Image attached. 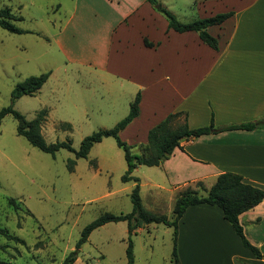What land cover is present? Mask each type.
Here are the masks:
<instances>
[{
  "label": "crops",
  "instance_id": "0c3cea01",
  "mask_svg": "<svg viewBox=\"0 0 264 264\" xmlns=\"http://www.w3.org/2000/svg\"><path fill=\"white\" fill-rule=\"evenodd\" d=\"M157 1L181 23L231 12L206 29L218 49L203 44L193 31L168 29L166 19L146 0H74L53 36L69 68L96 75L106 96L100 100L121 99L116 121L140 93L138 115L120 131V139L146 144L148 131L178 111L187 114L190 128L208 126L211 119L222 128L263 118L264 0ZM180 146L151 167L158 168L176 196L187 188L205 196L224 172L264 190V129L221 131ZM238 222L247 241L264 253V199L240 214ZM176 252L179 264H264L242 245L221 210L206 204L183 213Z\"/></svg>",
  "mask_w": 264,
  "mask_h": 264
},
{
  "label": "rangeland",
  "instance_id": "374dc122",
  "mask_svg": "<svg viewBox=\"0 0 264 264\" xmlns=\"http://www.w3.org/2000/svg\"><path fill=\"white\" fill-rule=\"evenodd\" d=\"M73 5L74 0H0V10L9 8L21 17L10 22L26 31L16 34L0 28V110L11 105L17 84L49 73L37 92L20 97L12 108L27 120L46 111L41 124L44 140H69L76 151L84 137L112 128L120 120L115 118L121 99L112 95L100 100L106 96L96 75L69 68L60 53L53 36ZM132 152L137 154L138 148ZM70 159L75 161L71 172L67 169ZM126 168L123 151L111 137L94 144L85 158L76 159L65 149L52 156L18 136L14 118L4 116L0 123V228L5 233H0V260L61 264L87 224L104 213H131L134 182L121 181ZM157 169L139 166L132 176L139 179L143 207L170 218L176 195ZM129 240L133 264H173L172 227L142 224L129 235L126 221L93 230L73 264H126Z\"/></svg>",
  "mask_w": 264,
  "mask_h": 264
},
{
  "label": "trees",
  "instance_id": "16d2710c",
  "mask_svg": "<svg viewBox=\"0 0 264 264\" xmlns=\"http://www.w3.org/2000/svg\"><path fill=\"white\" fill-rule=\"evenodd\" d=\"M155 12L162 15L167 21L168 29L178 33L195 32L200 41L213 50L218 49L217 39L211 36L206 29L210 26L219 25L229 18L232 13H219L213 16L197 19L189 23L179 22L175 16L157 0H146ZM21 20L20 16L11 13L9 8L0 10V28L11 33H26L15 27L10 21ZM146 46H152L151 43L144 40ZM49 73H42L38 76H30L23 82L17 84L11 92V105L0 110V123L4 116L11 115L16 121V134L23 137L32 147L50 155H54L58 150L65 149L72 152L76 159L85 158L92 146L99 143L103 138L111 137L115 140L118 148L123 151L126 162V171L121 176V181L126 183L134 182V186L129 195L132 203V212L129 214H111L104 213L95 220L87 224L81 231L80 238L76 242L75 249L70 251L63 259L61 264H73L77 258L78 250L84 244L90 233L107 223H117L126 221L128 234H132L135 228L142 224H164L173 229V264H179L176 252V237L178 221L185 210L194 205L206 204L218 207L224 220L232 227L234 233L239 237L242 245L257 259H264V253L252 246L244 236L243 230L238 222V216L253 207L257 206L264 199V190L253 187L242 181V177L231 172H224L217 176L213 185L208 189L205 196L198 195L195 190L185 189L180 192L174 201L172 216L154 214L146 210L140 198L139 179L131 174L139 166L153 167L160 165L172 154L176 148H181L183 141L196 139L203 135H209L221 131L230 130H257L264 129V117L254 122L231 125L222 128L214 127L212 119L208 126L190 128L187 124V114L182 111L174 112L167 115L162 121L152 127L147 134L146 144L133 146L129 145L119 137L122 131L137 115L140 102V93L137 92L133 101L129 104V110L126 116L119 120L112 128L99 129L90 135L84 137L79 145L78 150H74L69 140L56 141L47 143L41 134V124L46 116V111H41L33 119L27 120L19 112L12 108V104L22 96H32L47 81ZM182 119L178 122V119ZM138 148V153H133L132 149ZM75 161L70 159L67 162L69 172L73 171ZM134 221V223H133ZM0 233L4 234L5 230L0 228ZM17 240L15 237H13ZM126 264H133L132 244L129 240L125 250ZM0 264H9L0 260Z\"/></svg>",
  "mask_w": 264,
  "mask_h": 264
}]
</instances>
